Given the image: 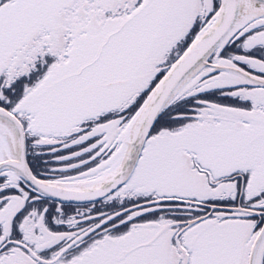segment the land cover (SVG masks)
<instances>
[{
    "label": "snow or ice",
    "instance_id": "1",
    "mask_svg": "<svg viewBox=\"0 0 264 264\" xmlns=\"http://www.w3.org/2000/svg\"><path fill=\"white\" fill-rule=\"evenodd\" d=\"M0 264H264V0H0Z\"/></svg>",
    "mask_w": 264,
    "mask_h": 264
}]
</instances>
